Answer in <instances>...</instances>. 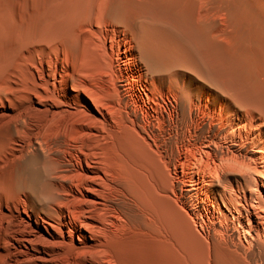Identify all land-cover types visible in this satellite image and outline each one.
Listing matches in <instances>:
<instances>
[{"label": "bare ground", "instance_id": "bare-ground-1", "mask_svg": "<svg viewBox=\"0 0 264 264\" xmlns=\"http://www.w3.org/2000/svg\"><path fill=\"white\" fill-rule=\"evenodd\" d=\"M0 264H264V0H0Z\"/></svg>", "mask_w": 264, "mask_h": 264}, {"label": "rangeland", "instance_id": "rangeland-1", "mask_svg": "<svg viewBox=\"0 0 264 264\" xmlns=\"http://www.w3.org/2000/svg\"><path fill=\"white\" fill-rule=\"evenodd\" d=\"M225 1L230 2L232 0H230V1L225 0ZM224 8L222 7V9H220V11L218 13H214L215 15L214 14L208 15V19L212 20V21L214 20L218 25L219 32L217 31V33L215 35H213L214 40L218 44H220V46H223V48L227 47V49H230V47L233 44L232 40L235 41V38H236V31H235L236 29H234V27L231 26L230 24H229L230 25V27H229V25H228V23H230V19H228L229 15H228V13H226L227 12L226 8H225V11H223ZM227 27H228V29H227ZM225 35H226V37H225ZM228 35H230V36H228ZM226 39H228V40H226Z\"/></svg>", "mask_w": 264, "mask_h": 264}]
</instances>
